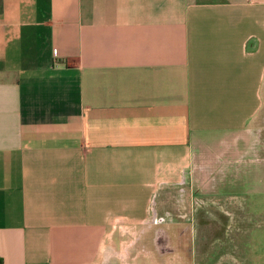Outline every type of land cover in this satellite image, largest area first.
I'll list each match as a JSON object with an SVG mask.
<instances>
[{"label": "crops", "instance_id": "1", "mask_svg": "<svg viewBox=\"0 0 264 264\" xmlns=\"http://www.w3.org/2000/svg\"><path fill=\"white\" fill-rule=\"evenodd\" d=\"M263 89L264 0H0V264L264 207Z\"/></svg>", "mask_w": 264, "mask_h": 264}, {"label": "rangeland", "instance_id": "2", "mask_svg": "<svg viewBox=\"0 0 264 264\" xmlns=\"http://www.w3.org/2000/svg\"><path fill=\"white\" fill-rule=\"evenodd\" d=\"M255 122L260 126H264V103ZM242 205L234 203L233 206H227L234 209V223L230 224L231 227L228 231L226 230L224 232L222 230V232L218 234V238L221 240L218 241L219 244L216 243L212 245L211 248H206L204 247L205 239L200 236L198 248L203 246L204 249L202 252H208L209 259L206 258V260L202 259L196 261L197 257L194 256V248L196 250L197 246L194 244L193 238L190 239L188 243L183 244L182 247H187L191 258L193 257L195 259L194 262L196 264H224L225 259H227L228 263L233 264H264V207L259 208V206L255 208L254 206ZM228 219H230L228 216L224 217L225 221ZM236 227H240L238 231L234 230ZM234 237L235 240L231 244L228 243L218 252L219 245L223 243L222 241L229 242L234 239ZM183 254L187 255V251ZM180 256V253L174 255V264H187L178 260ZM141 259H139L138 263L144 264V258ZM151 261L153 264H162L155 263V259ZM205 261L208 262L205 263Z\"/></svg>", "mask_w": 264, "mask_h": 264}, {"label": "flooded vegetation", "instance_id": "3", "mask_svg": "<svg viewBox=\"0 0 264 264\" xmlns=\"http://www.w3.org/2000/svg\"><path fill=\"white\" fill-rule=\"evenodd\" d=\"M211 207L212 210H205L204 213L201 212V215H199L198 211L195 210L193 213L194 215L193 220H191L187 226L181 228L174 227L173 229H171L173 235L170 236L168 234L165 235V231L163 229L161 230L157 229L156 232L158 236L154 240L155 243L151 244L152 248L154 249L153 250L154 252L151 253L152 256L148 254L146 255L147 263L150 264L152 263L151 260L155 259V263L174 264V255L180 253L181 256L178 257L179 258L178 260L187 264H196L194 262L195 259L193 257L191 258V255L189 254L187 247L185 248L182 247L183 244L188 243L189 240L192 238L194 239V244L197 246L196 250L194 248V256L197 257L196 261L202 259L206 260V258L209 259L208 257L209 253L202 252L204 247L211 248L212 245L218 243V241H221L218 238L219 237L218 234H220L222 230L224 232L226 230L228 231L229 228L231 227L230 224L234 223L233 222L234 220L221 221L219 217L220 216L235 217L234 211H230L227 213L219 210L216 211L213 209V208H218V206L212 205ZM210 219H215V221ZM239 228L240 227H236L234 230L238 231ZM200 236L201 238L205 239L204 241L205 246L204 247L202 246L201 247L202 249L198 248ZM234 240L235 237L229 242L222 241L223 243L220 244L221 246L219 245L218 252L221 250V248H224V246L227 245L228 243L231 244ZM186 251H187V255H184L183 253H185ZM168 252H171V254H169ZM207 262L205 261V263ZM224 264H233V263H228L227 259H225Z\"/></svg>", "mask_w": 264, "mask_h": 264}]
</instances>
